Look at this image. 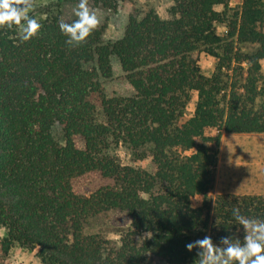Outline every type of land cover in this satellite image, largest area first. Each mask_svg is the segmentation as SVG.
<instances>
[{"label":"trees","instance_id":"obj_1","mask_svg":"<svg viewBox=\"0 0 264 264\" xmlns=\"http://www.w3.org/2000/svg\"><path fill=\"white\" fill-rule=\"evenodd\" d=\"M172 1L167 18L129 15L114 41H103L99 27L72 47L57 18L28 42L16 26L0 29V254L17 242L38 248L43 264H199L187 243L206 235L243 242L234 208L264 220V196L210 194L221 135L264 133V0L236 8L230 0ZM89 4L116 11L133 0ZM197 50L216 60L210 75ZM111 57L128 95L105 92ZM145 160L152 170L139 165ZM77 177L110 182L81 195ZM109 210L130 218L118 243L84 232L90 217Z\"/></svg>","mask_w":264,"mask_h":264},{"label":"rangeland","instance_id":"obj_2","mask_svg":"<svg viewBox=\"0 0 264 264\" xmlns=\"http://www.w3.org/2000/svg\"><path fill=\"white\" fill-rule=\"evenodd\" d=\"M78 3L69 4L64 0H36V7L30 15L36 18L40 23L57 18L59 21H68L77 19L74 12ZM173 4L172 0H133V5L126 8H118L116 11L106 10L100 7H94L89 4L91 10L95 11L100 18V27H104L102 35L103 41H114L121 37L124 26L129 15L141 16L142 13L148 10L155 11L161 18L169 17V8ZM230 7H238L240 0H230ZM217 11L223 9L222 4L214 7ZM218 33L225 32V26L218 24L216 27ZM200 70L205 75H210L216 63V60L207 55L202 50H197L192 53ZM112 75L109 79L102 80L105 92L108 96L113 95H128L131 93V88L125 81L119 62L115 57H111ZM261 71L264 76V60L261 61ZM195 93L192 94L191 100L186 108V113L190 114L193 111ZM52 133L57 140H61V131L58 124L52 128ZM118 155L124 162L127 158L122 149H118ZM140 166L148 170H152L148 160L139 163ZM110 182L107 179H99L92 182L84 180L82 177H77L72 180V187L75 193L88 195L100 186ZM202 196L197 195L192 198V204L199 206ZM130 218L124 211L109 210L102 214L90 217L85 225L84 232L86 234L99 233L104 238L118 243L122 233L128 229ZM5 234V229L0 226V236ZM38 248H29L15 242L6 255L0 254V264H43L41 259L36 256ZM145 264H154L147 261ZM166 264V263H159Z\"/></svg>","mask_w":264,"mask_h":264},{"label":"clouds","instance_id":"obj_3","mask_svg":"<svg viewBox=\"0 0 264 264\" xmlns=\"http://www.w3.org/2000/svg\"><path fill=\"white\" fill-rule=\"evenodd\" d=\"M36 0H0V29L16 26L22 42H28L41 34L43 25L30 13L35 10ZM77 19L59 24L60 31L72 47L80 46L100 27L97 13L90 9L89 0H79L74 12ZM235 220L244 229L243 242L232 237H221L219 244L211 236H204L186 244L191 252L198 249L199 264H264V220L247 217L238 208L233 209ZM151 232L142 238L150 239Z\"/></svg>","mask_w":264,"mask_h":264},{"label":"crops","instance_id":"obj_4","mask_svg":"<svg viewBox=\"0 0 264 264\" xmlns=\"http://www.w3.org/2000/svg\"><path fill=\"white\" fill-rule=\"evenodd\" d=\"M212 196H264V133L221 135Z\"/></svg>","mask_w":264,"mask_h":264}]
</instances>
